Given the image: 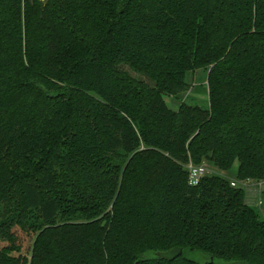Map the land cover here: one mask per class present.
I'll return each mask as SVG.
<instances>
[{
    "label": "trees",
    "instance_id": "16d2710c",
    "mask_svg": "<svg viewBox=\"0 0 264 264\" xmlns=\"http://www.w3.org/2000/svg\"><path fill=\"white\" fill-rule=\"evenodd\" d=\"M204 160L264 181V0H0V264H264Z\"/></svg>",
    "mask_w": 264,
    "mask_h": 264
},
{
    "label": "rangeland",
    "instance_id": "374dc122",
    "mask_svg": "<svg viewBox=\"0 0 264 264\" xmlns=\"http://www.w3.org/2000/svg\"><path fill=\"white\" fill-rule=\"evenodd\" d=\"M132 73V72H131ZM188 88L182 94L181 100L201 107L208 106V92L206 86V74L203 71H196L193 74L188 75ZM181 100L173 99L169 96H165L166 103L173 109L178 107ZM205 174H215L224 177L227 181H236V186L241 187L245 192V201L247 204L256 209L261 218L264 219V206L262 204V190L264 189V181L260 180H239L236 178L237 162L233 164L230 170L222 171L218 170L211 163L204 160ZM261 201V203H260ZM191 256L197 261H203L204 256L199 253H192Z\"/></svg>",
    "mask_w": 264,
    "mask_h": 264
},
{
    "label": "built area",
    "instance_id": "2783aa9c",
    "mask_svg": "<svg viewBox=\"0 0 264 264\" xmlns=\"http://www.w3.org/2000/svg\"><path fill=\"white\" fill-rule=\"evenodd\" d=\"M185 167L188 173V183L191 185L197 184L199 179L205 174L206 171L204 163L193 164L189 162L185 165ZM230 185L233 187L236 186V181L232 180Z\"/></svg>",
    "mask_w": 264,
    "mask_h": 264
}]
</instances>
